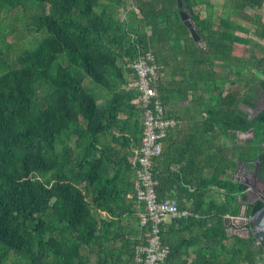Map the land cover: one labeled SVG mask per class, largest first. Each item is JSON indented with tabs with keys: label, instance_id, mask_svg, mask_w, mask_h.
Masks as SVG:
<instances>
[{
	"label": "trees",
	"instance_id": "trees-1",
	"mask_svg": "<svg viewBox=\"0 0 264 264\" xmlns=\"http://www.w3.org/2000/svg\"><path fill=\"white\" fill-rule=\"evenodd\" d=\"M183 2L201 44L180 0H0V16L31 10L41 36L13 58L0 27V264H145L144 114L126 89L143 54L160 65L168 115L202 117L183 153L175 146L182 159L164 166L163 150L155 162L159 200L193 213L163 225L165 264H264V244L226 223L249 203L232 179L239 164L260 162L264 180V111H248L264 92V0H227L220 12L212 0ZM263 207L264 197L250 203L248 217Z\"/></svg>",
	"mask_w": 264,
	"mask_h": 264
},
{
	"label": "built area",
	"instance_id": "built-area-1",
	"mask_svg": "<svg viewBox=\"0 0 264 264\" xmlns=\"http://www.w3.org/2000/svg\"><path fill=\"white\" fill-rule=\"evenodd\" d=\"M135 75L131 77L127 90L140 93L144 114V135L141 155L138 157L140 169L137 171L135 185L138 202L145 207L141 225L151 226L148 246L139 247L140 258L145 264H165L170 248L163 241V225L168 217H191L189 210H181L174 201H160L157 193L159 185L154 175L156 160L163 154V142L169 133L178 126L179 121L168 115L160 97L158 84L161 78L160 65L154 54L140 55L131 64Z\"/></svg>",
	"mask_w": 264,
	"mask_h": 264
},
{
	"label": "water",
	"instance_id": "water-1",
	"mask_svg": "<svg viewBox=\"0 0 264 264\" xmlns=\"http://www.w3.org/2000/svg\"><path fill=\"white\" fill-rule=\"evenodd\" d=\"M180 8H181V16L187 27H189L193 38L198 44H201V37L199 36L196 28H195V23L190 16L188 11L184 10V2L183 0H180ZM201 48L205 50V46L201 45ZM241 133V132H240ZM243 134H251L252 138H255V131L251 130L248 133H243ZM245 163H240L238 166L237 171L235 174L232 176L233 181H236L238 183H241L245 185L248 188H254L258 182L264 183V180L260 178L259 176V167H260V162L255 163V169L253 173L246 174L247 178L251 179L253 182L248 181L247 179L244 180L240 178V168L244 167ZM251 190V189H248ZM260 197H264V192L260 195ZM250 203H246L241 206L239 216L237 217H232L228 216L226 218V223L227 226H232L233 233L238 234L237 230H242L245 229L247 232V236L254 235L257 237L259 243L264 244V207L258 211L254 216L248 217V209H249ZM249 224H252V226L248 229L246 226ZM240 235V234H238ZM242 236V235H240ZM244 237V236H243Z\"/></svg>",
	"mask_w": 264,
	"mask_h": 264
},
{
	"label": "crops",
	"instance_id": "crops-1",
	"mask_svg": "<svg viewBox=\"0 0 264 264\" xmlns=\"http://www.w3.org/2000/svg\"><path fill=\"white\" fill-rule=\"evenodd\" d=\"M212 3L213 4H215V6L217 5V2H216V0H212ZM174 109H177V110H184L183 109V107H181V108H179L178 109V107L177 108H174ZM185 111V110H184ZM186 118H185V121H183V122H179L178 123V126L175 128V129H173V132H174V134H173V132H172V136L170 137V138H168V141H166L165 142V140H164V142H163V149H164V151H165V153H166V160H165V162H164V166H166L167 164H171V162H173V160L175 159V158H177L178 160L179 159H182V157H181V155H179V153L178 152H176V150H175V146L177 145L178 146V148H179V150H180V153H183V150H181V145H183V143L184 142H186V141H189L190 140V136H192L193 134H194V132H192V129H196V125L197 124H200V123H197V121L198 120H200V119H202V117L201 116H197V117H195V120L193 121V118L192 117H190L189 116V114H187L186 113V116H185ZM244 135H250L248 138L247 137H243ZM236 138H237V140L239 141V142H245L246 140H248V139H251L252 138V135L251 134H243V133H238L237 134V136H236ZM200 140V139H199ZM223 142L225 143V144H228V145H230L231 144V141H230V139H228V138H224L223 139ZM215 144H217V142L215 141ZM195 150V149H194ZM186 157H190L189 156V154H186ZM182 168V164H178L177 166H172V169H175V170H180ZM238 169V168H237ZM237 171V170H236ZM235 171V172H236ZM254 172V169H252L251 167H249V166H247L246 164H245V166L244 167H242V168H240V173H243V174H249V173H253ZM235 174V173H234ZM233 174V175H234ZM262 182H258V184H259V186H263L262 184H261ZM251 190H253V188L251 189ZM251 190H249L248 192H247V195L249 196L250 195V191ZM257 190V193H258V197H256L255 198V200L253 201V202H255V201H257V200H259V196L264 192V190L262 191V189H256ZM214 195H216V197H217V199H219V201L220 202H224L223 201V197H222V195L221 194H219L217 191H215V193H214ZM187 201H185V203H186ZM253 202H251V203H253ZM250 203V202H249ZM172 222H173V219L172 218H170V219H167V221H166V231L167 232H171L172 230H171V225H172ZM178 227V226H177ZM178 229V228H177ZM229 232L230 233H233L234 231H233V229L231 228L230 230H229ZM194 234V233H193ZM193 234H192V232L191 231H189L188 233H186V237L187 238H189V237H191V236H193ZM245 237V236H244ZM178 238H180L179 239V241H182V238H181V235H179L178 237H177V239Z\"/></svg>",
	"mask_w": 264,
	"mask_h": 264
},
{
	"label": "rangeland",
	"instance_id": "rangeland-1",
	"mask_svg": "<svg viewBox=\"0 0 264 264\" xmlns=\"http://www.w3.org/2000/svg\"><path fill=\"white\" fill-rule=\"evenodd\" d=\"M217 2V12H220V8H222L227 0H216ZM36 10V9H35ZM40 10L38 9L37 12ZM34 13L31 10L26 11L25 9H18L9 15L2 14L0 16V27L4 29L5 27L8 31V42L16 45V51L12 53V57L15 58L18 54L21 53L22 50L26 48H33L41 40V36L36 32H33L29 29V27H34ZM101 90V87H96ZM262 97L264 96V92L260 91ZM177 108V107H175ZM250 135H244L243 137H249ZM261 188V187H260ZM264 189H262L263 191ZM250 201H254L253 196L249 195ZM171 217H168L170 219ZM237 233L242 236H247V232L245 229L237 230Z\"/></svg>",
	"mask_w": 264,
	"mask_h": 264
},
{
	"label": "flooded vegetation",
	"instance_id": "flooded-vegetation-1",
	"mask_svg": "<svg viewBox=\"0 0 264 264\" xmlns=\"http://www.w3.org/2000/svg\"><path fill=\"white\" fill-rule=\"evenodd\" d=\"M248 111H250L253 116H256L260 112H263L264 111V96L262 97V95H261V97L259 99V102H258L257 110H250V109H248ZM239 176H240V178H242L244 180L247 179L248 181L253 182L251 179L247 178V176L245 174H243V173H241ZM261 184L263 186H259V184L257 183L256 186L253 188V190L250 191V195H252L253 198H254L253 200H255V198L258 197V193H257V190L256 189H264V183H261ZM248 189H252V188H248ZM248 191L249 190H247V192ZM259 199H262V197L259 196ZM249 202L251 203L253 201H250V199H249Z\"/></svg>",
	"mask_w": 264,
	"mask_h": 264
}]
</instances>
